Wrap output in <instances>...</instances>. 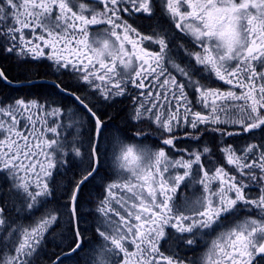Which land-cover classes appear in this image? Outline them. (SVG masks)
<instances>
[{"label":"snow or ice","instance_id":"snow-or-ice-1","mask_svg":"<svg viewBox=\"0 0 264 264\" xmlns=\"http://www.w3.org/2000/svg\"><path fill=\"white\" fill-rule=\"evenodd\" d=\"M0 58V264H264V0H0Z\"/></svg>","mask_w":264,"mask_h":264},{"label":"flooded vegetation","instance_id":"flooded-vegetation-1","mask_svg":"<svg viewBox=\"0 0 264 264\" xmlns=\"http://www.w3.org/2000/svg\"><path fill=\"white\" fill-rule=\"evenodd\" d=\"M4 63H11L12 67L10 68L8 66V64H4ZM0 68L3 69L4 71H6V73L9 75L8 70L9 69H15L17 70V66L15 61L10 60V59H4V58H0ZM45 69L42 67H39L38 73L40 74L41 77H43V74L45 73ZM18 77V76H17ZM50 79V77H49ZM24 82V81H21ZM40 85V83H37ZM33 86H31V95L32 96H37V95H46L45 93H47L49 90L47 87L42 88L40 90V92H38L37 94L35 93V91L32 88ZM29 95V86H19V87H10V86H5V85H0V97H25ZM124 109L123 105H118L115 109H108L109 113L112 116H117L118 113L122 112ZM123 116H120L118 119L114 120V124L116 126H122L123 124Z\"/></svg>","mask_w":264,"mask_h":264},{"label":"trees","instance_id":"trees-1","mask_svg":"<svg viewBox=\"0 0 264 264\" xmlns=\"http://www.w3.org/2000/svg\"><path fill=\"white\" fill-rule=\"evenodd\" d=\"M4 64H8V66L11 68L12 67V64L11 63H4ZM38 70H39V68H34V69H32V71H33V73H36V72H38ZM8 73H9V76L11 77V78H13V79H15L17 76H19L20 75V69H17V70H15V69H9L8 70ZM33 88V90L35 91V93L37 94L38 92H40V90L42 89V88H45L44 86H41V85H39V84H36L35 86H33L32 87ZM46 95L48 94V92L47 93H45ZM41 95H43V94H41Z\"/></svg>","mask_w":264,"mask_h":264},{"label":"water","instance_id":"water-1","mask_svg":"<svg viewBox=\"0 0 264 264\" xmlns=\"http://www.w3.org/2000/svg\"><path fill=\"white\" fill-rule=\"evenodd\" d=\"M1 69V68H0ZM37 83H40L39 80H37ZM21 86H26L25 82H20Z\"/></svg>","mask_w":264,"mask_h":264}]
</instances>
